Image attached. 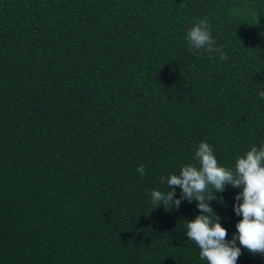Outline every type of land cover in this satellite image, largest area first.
<instances>
[{
    "label": "trees",
    "instance_id": "obj_1",
    "mask_svg": "<svg viewBox=\"0 0 264 264\" xmlns=\"http://www.w3.org/2000/svg\"><path fill=\"white\" fill-rule=\"evenodd\" d=\"M205 18L226 60L185 40ZM260 91L264 0H0V264H207L197 202L150 191L201 141L224 167L264 142ZM238 192L210 201L228 240Z\"/></svg>",
    "mask_w": 264,
    "mask_h": 264
},
{
    "label": "clouds",
    "instance_id": "obj_2",
    "mask_svg": "<svg viewBox=\"0 0 264 264\" xmlns=\"http://www.w3.org/2000/svg\"><path fill=\"white\" fill-rule=\"evenodd\" d=\"M185 40L191 49L209 54V59L212 54H219L221 60L227 59L223 47L213 38L206 18L192 25ZM258 97L264 99V91L258 92ZM193 159L196 163L181 166L178 174L160 177V183L166 184L167 190L150 191L151 209L163 207L170 211L178 209L182 200L189 203L195 200L199 214L185 221V235L199 247L200 259L207 264H236L242 248L253 256L264 255V142L251 145L236 159L234 167L221 166L212 146L204 141L198 144ZM136 171L143 177L146 166L140 164ZM226 185L239 189L234 199L240 202L233 205V211L241 219L235 225L237 232L231 240L226 239L227 229L210 206L214 194L223 192ZM176 188L180 189L179 197Z\"/></svg>",
    "mask_w": 264,
    "mask_h": 264
}]
</instances>
